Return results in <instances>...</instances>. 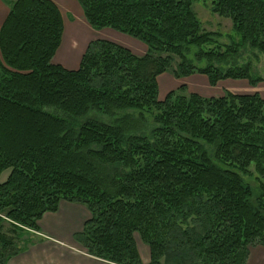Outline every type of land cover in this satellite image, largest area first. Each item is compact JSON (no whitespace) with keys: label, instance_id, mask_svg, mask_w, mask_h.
<instances>
[{"label":"trees","instance_id":"trees-1","mask_svg":"<svg viewBox=\"0 0 264 264\" xmlns=\"http://www.w3.org/2000/svg\"><path fill=\"white\" fill-rule=\"evenodd\" d=\"M194 1L76 0L90 27L129 35L146 53L95 39L75 69L53 61L57 4L10 3L0 27V264L61 200L87 207L73 238L113 264H144L135 233L146 264H246L249 247L264 245V98L204 97L181 83L161 99L157 82L165 72L211 86L263 81L249 62L225 66L246 45L264 55V0H213L239 35L224 50L204 48L214 33L201 31Z\"/></svg>","mask_w":264,"mask_h":264},{"label":"rangeland","instance_id":"rangeland-1","mask_svg":"<svg viewBox=\"0 0 264 264\" xmlns=\"http://www.w3.org/2000/svg\"><path fill=\"white\" fill-rule=\"evenodd\" d=\"M56 1L59 4L61 14L63 17V21H64V36L66 37V40L70 41L69 46L74 48L79 44V42L76 40L77 38L75 39L73 37L75 33L82 34L85 37V41L82 43L81 48H80L79 59L85 49V45L87 44L89 40L91 41V40H95L99 38H105V36L108 37V40H110V37H112L113 35L114 36L117 35L121 39H125V40L129 38L141 44L142 46H144L143 43L140 42L139 40L129 35L120 33L111 28L105 27L101 29H96V28L90 27L89 24L84 19L83 13L78 3L76 2V0H56ZM213 2H214L213 0L194 1L192 3V10L200 23L201 31L214 33L212 38L215 40V42L211 45H205L204 48L205 49L206 48H218L219 50H224L227 45L232 44V42L234 41H238L239 35L236 34V32L233 30L232 22L229 18L222 17L218 15L217 13L213 12L212 10ZM62 42H63V39H62ZM65 50H67L66 45L62 47V53H64ZM195 50H196L195 47L191 48L190 55H192ZM54 62L59 63L68 69L77 67V66L71 67L69 65L63 64L61 63L60 59L58 60L56 59L54 60ZM177 62H178V59L175 57L174 63L176 64ZM246 62H249L251 64L250 73L252 76L254 77L260 76L264 78V55L259 53L256 50L250 49L248 45L238 48L237 54L230 56L228 58L227 65L225 67L232 66L235 64L242 65ZM198 75L199 74H197V76ZM194 78H195V75H192L186 79H183L182 82L184 81L189 82V80L194 79ZM176 81L177 79L172 75V72H165L159 76L158 86L164 82L166 85H168L169 83H172V86L170 87H173ZM232 81H235V79L233 80V79L228 78V79L221 81L222 83H218L215 86H211L208 83L204 86H201L200 82H198V84L201 86V89H202L201 91L203 92L200 94L204 96L222 95L224 91H227L226 87H228L229 84H232ZM169 89L170 88H165L164 93L160 95L161 99L165 96V94L169 91ZM250 171L253 172L252 173L253 175L251 174L250 176L246 177V179L249 182V184L254 188V191L256 192L258 183L255 179L256 174L254 173L253 166L250 167ZM7 175H8V170L4 171L0 175V182L4 181ZM263 213H264V210H263ZM134 238H135L140 256L142 258V261L144 264H146L149 260L148 246L140 240L137 233L134 234ZM68 252L69 250H67L66 255L69 257L70 253ZM34 256H37V254ZM42 256L44 258V260L42 261L43 262L42 264H61V262L59 263L58 261H60L59 259L62 257L65 258V261L62 264H73L74 263L72 261L67 260V257L61 254L57 258L56 256L53 255V252H52V256H50V254L47 255L45 253H42ZM246 264H264V245H255V246L249 247V256H248Z\"/></svg>","mask_w":264,"mask_h":264},{"label":"crops","instance_id":"crops-1","mask_svg":"<svg viewBox=\"0 0 264 264\" xmlns=\"http://www.w3.org/2000/svg\"><path fill=\"white\" fill-rule=\"evenodd\" d=\"M12 1L13 0H0V27L5 17L8 14L9 5ZM53 1L59 7L58 2L56 0ZM63 36H64V29L61 38V43ZM99 39L108 40V37L105 36V38H99ZM109 41L115 42L119 45H122L123 47L128 48L132 53H134L137 56H142L146 53V46L144 44H143L144 46H142L141 44L129 38L125 40V39H121L117 35L115 36L113 35L112 37H110ZM87 44L85 45V48ZM56 54L57 51L55 52L53 61L56 60L55 59ZM79 60L80 59L78 58L77 62H75L73 66H78ZM61 63H63L62 60ZM75 68H70V69H75ZM192 75H195L194 79L189 80V82L186 81L182 82L183 79H186ZM192 75L185 78L177 79L176 83L175 84L173 83L174 84L173 87H170L172 86V83L166 85L163 82L161 85L158 86L159 98L160 95L164 93L165 88H170L169 91L176 89L177 86L181 84V82L184 83L187 86V88H189L188 89L189 91L201 95L200 93H203L201 91L202 90L201 86H204L208 83L207 78L204 75L200 76V74L198 76L197 74H192ZM159 76L157 78V82L159 81ZM221 81L223 80H220L218 83H222ZM198 82H200L201 86L198 84ZM226 88L227 91L230 90V92L234 94L258 93L261 97L264 98V80L258 82L254 86L249 85V83L247 81L245 82V80H235L232 81V84H229V86ZM211 96L213 95L204 96V97H211ZM89 216H90L89 210L85 205L61 200L59 202L58 209L55 212H46L41 216V218L37 222L38 225L37 230L27 229V232L24 235V238L27 239L28 242L26 248L16 256L12 257L7 262V264H42L43 263L42 261L44 260L42 253H45L47 255L50 254V256H52V252L53 255L56 256L57 258L59 257L60 254L67 257V260L74 262L73 264H113L105 260H101L88 255L83 250V248L74 240L73 238L74 234L82 230L83 224L88 219ZM21 245H24L23 241H21ZM67 250H69L68 253H70L69 257L66 255ZM36 254L37 256H34ZM62 258H60L59 259L60 261H58L59 263L61 262V264L65 261V258L64 257Z\"/></svg>","mask_w":264,"mask_h":264},{"label":"bare ground","instance_id":"bare-ground-1","mask_svg":"<svg viewBox=\"0 0 264 264\" xmlns=\"http://www.w3.org/2000/svg\"><path fill=\"white\" fill-rule=\"evenodd\" d=\"M73 37L79 42V44L72 48L69 46L70 41L66 40V37L63 36V42L60 46L59 50L57 51L55 59H61L64 64L73 66L75 62H77L79 58V52L82 43L85 41V37L82 34L75 33ZM66 45L67 50H65L64 53H62V47ZM67 51V52H66Z\"/></svg>","mask_w":264,"mask_h":264}]
</instances>
